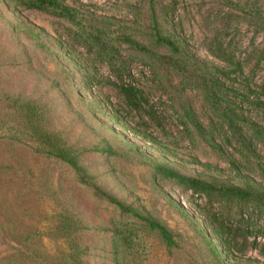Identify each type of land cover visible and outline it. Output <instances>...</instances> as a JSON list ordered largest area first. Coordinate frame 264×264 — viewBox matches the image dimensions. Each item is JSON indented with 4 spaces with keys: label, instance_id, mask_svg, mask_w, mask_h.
Listing matches in <instances>:
<instances>
[{
    "label": "rangeland",
    "instance_id": "obj_1",
    "mask_svg": "<svg viewBox=\"0 0 264 264\" xmlns=\"http://www.w3.org/2000/svg\"><path fill=\"white\" fill-rule=\"evenodd\" d=\"M65 1L79 13L77 23L0 0V258L59 264L67 249L56 227L68 218L83 264H264V201L209 199L155 173L162 165L211 185L264 193V62L255 55L264 30L246 8L255 3L264 11V0H154L162 34L181 54L157 43L151 0ZM91 31L102 33L113 60L88 44ZM218 43L243 66L226 82L236 124L221 117L201 84L206 71L234 70L213 56ZM163 57L182 61L192 75ZM124 85L143 92L144 109L125 106ZM12 101L38 107L44 129L79 152L89 184L37 152ZM94 187L162 223L178 246L167 249ZM207 213L234 229L230 252ZM127 225L139 246L118 249L114 230Z\"/></svg>",
    "mask_w": 264,
    "mask_h": 264
},
{
    "label": "trees",
    "instance_id": "obj_2",
    "mask_svg": "<svg viewBox=\"0 0 264 264\" xmlns=\"http://www.w3.org/2000/svg\"><path fill=\"white\" fill-rule=\"evenodd\" d=\"M11 4L18 7H23L25 9L37 10L41 12L50 13L56 17L64 18L73 23L78 22L79 13L68 6L65 0H8ZM154 4V0H151L152 8ZM246 8H250V14L254 16L261 17L262 29L264 30V11L259 9L255 3H247ZM263 9V8H262ZM246 11V10H245ZM263 17V20H262ZM153 30L155 32V38L157 43L160 45L167 46L171 49L172 52L176 54L180 53V48L171 38L164 36L160 29L159 22L157 20L155 10L153 8ZM87 36V34L83 33L82 38ZM88 36H90L88 38ZM86 40H88V44L91 47L99 46L101 49L100 54L102 56H106L105 58L113 60L111 54L108 53L110 51L107 48L106 43L102 40V33L98 32L96 37L93 36V31L88 35ZM126 43L131 44L135 48L140 50H146L140 43L134 41L131 37L125 36L124 38ZM211 52L213 56L224 62L227 68H234L233 71H228V69H215L212 73L206 71L202 75V85L203 89L206 93L208 102L212 106L219 107V111L221 113V117L227 122L231 124L237 123L239 120L238 115L236 114L233 105H235V101H232L231 98V85H227V81H230L232 75H237L242 72L243 66L240 62H235V55L229 52L228 49L224 48V45L218 43L215 48H211ZM256 59H258V64L264 62V48L257 49L255 51ZM110 56V57H109ZM167 62L170 65H174L178 70L187 73L188 75H192L187 67H185L182 61L163 57L161 59ZM112 63V62H111ZM127 72V69L126 71ZM120 92L125 100V106L129 108L131 111L134 110H142L145 107L146 99L144 98L143 92L138 90L136 87L132 85H124L121 87ZM145 102V103H144ZM19 101H12L11 106L15 113L23 116V122L25 124V128L28 130L29 134L33 136L32 138L36 140L38 143L37 152L43 153L47 156L53 157L54 159H58L69 166H71L79 175H82L83 181L86 184H89L86 181L85 177H87L86 171L81 166L80 155L79 152L74 148L69 147L59 135L50 133L45 130L43 127V116L38 109L34 105V103H25L24 105ZM31 129V131L29 130ZM155 173L163 176L166 179L174 180L179 183L181 186H184L187 190L193 191L198 195H205L209 199H222L229 201H238V202H246L251 199H255L258 202L264 201V193H252V191L238 188V187H226V186H215L209 183L184 177L177 173L174 170H171L162 165L155 166ZM96 193L101 198L106 199L109 203L117 207L120 211L121 215L125 218H129L131 220L136 221L140 227L143 229L156 233L166 248L172 250L178 246V242L175 234L170 231L166 226H164L159 221L147 216L142 211L138 210L133 206H128L121 201H118L114 197L110 196L106 192L101 189L94 187ZM208 217V226L211 229L214 236L219 238L224 246L225 250H231V236L234 233V229L227 225L226 221L218 217L216 214L207 213ZM58 223L56 227V232L59 231L60 234L56 237V240L66 245V251L61 253L59 264H83L82 260L85 256V251L81 247L79 238L75 235L78 233L74 229V222L71 219H66ZM125 230L115 229L114 237L116 238V245L118 249H121L126 245L138 247V234L132 230L128 225L125 227ZM238 231V230H237ZM60 238V239H57ZM261 254L264 256V244L261 245ZM0 264H18L16 261L12 259V257H4L0 258ZM120 264V263H117Z\"/></svg>",
    "mask_w": 264,
    "mask_h": 264
}]
</instances>
